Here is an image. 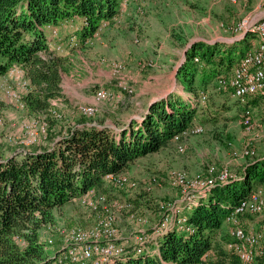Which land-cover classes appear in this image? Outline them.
<instances>
[{
  "label": "rangeland",
  "instance_id": "1",
  "mask_svg": "<svg viewBox=\"0 0 264 264\" xmlns=\"http://www.w3.org/2000/svg\"><path fill=\"white\" fill-rule=\"evenodd\" d=\"M130 2L133 3L126 13L114 17L109 24L102 22L97 39L75 51L69 63H65L67 70L62 71L61 84L63 95L51 100L52 113L59 119L54 130L60 126L65 129L84 115L79 108L81 105L96 108L93 115H84L90 117L93 124L102 123L119 131L133 121L141 120L151 103L171 94L185 97L188 92L180 80V68L186 61L187 50L196 42L224 45L222 41L227 40L228 45L239 43L235 47L236 55L240 50L245 54L255 46L257 37L249 35L246 41L241 42L249 32L236 30L237 24L243 19L264 18V13H260L264 11V0H125L124 4ZM58 44L61 48H57ZM63 44L70 49L78 46L70 47L67 41L59 40L56 49L61 50ZM239 60L227 73L218 76L216 88L212 81V84L200 88L206 91L200 92L199 96L205 102L202 103L203 109L218 101L215 97L222 90L229 92V96L223 94L230 107L224 110L217 123H207L200 133L193 130L195 125L177 133L174 140L178 152L170 145L117 173V180L105 176L116 192L119 189L114 185L146 192L147 197L157 203L156 209H149L146 205L131 207L123 199L126 194L123 191L119 192H123L122 197L116 199H106L105 195L95 192L89 196L90 201L79 197L55 209V223L41 229L42 241L49 254L56 257L62 253L73 235L83 238L75 244L80 248L89 247L90 243L104 245L113 242L124 247L125 251L131 245L138 247V236L144 233L147 243L142 248L154 253L158 236L163 232L176 224L181 226L180 229H186V224L178 219L186 217V211L200 196L206 195L207 189L216 183L238 178L247 162L264 155V107L261 108L264 94H258L262 96L260 102L257 101L260 103L258 106L252 101L260 96L237 99L230 94L227 85L220 82L231 77ZM28 89L29 81L23 71L0 77V147L29 148L44 138L43 134L49 127L45 116L29 113L14 95L16 93L21 98ZM98 89L100 95L107 97L96 98ZM101 90H107V93ZM248 114L253 118L250 125L245 122ZM247 151L252 152L247 154ZM220 174L226 175L224 179L206 189L195 186ZM118 178H126L125 183H119ZM228 215L226 222L230 231L233 224L228 221ZM254 217L245 215L242 221L244 218L253 220ZM103 218L107 224L98 225ZM95 231L101 237L98 242L94 240ZM259 246L264 247V240ZM57 248L59 250L55 253ZM205 256L208 258L210 254ZM93 261L89 259V262ZM254 262L261 260L258 257ZM254 262L243 263L240 259L237 264ZM111 263H114V258L103 261V264ZM224 264L232 263L227 261Z\"/></svg>",
  "mask_w": 264,
  "mask_h": 264
},
{
  "label": "trees",
  "instance_id": "2",
  "mask_svg": "<svg viewBox=\"0 0 264 264\" xmlns=\"http://www.w3.org/2000/svg\"><path fill=\"white\" fill-rule=\"evenodd\" d=\"M120 5V0H0V77L18 66L29 81L21 97L25 108L32 115L45 116L49 126L44 138L29 148L0 147V264H63L60 259L68 243L58 256L49 254L41 229L55 223V209L89 191L106 199L125 192L123 199L131 207L156 209L157 203L146 192L114 185L116 192L105 175L124 172L137 160L170 145L176 149L177 133L217 123L230 107L224 98L229 92L222 90L215 97L218 101L203 109L205 102L199 96L206 91L200 88L211 81L216 88L218 76L227 73L245 51L235 54L239 43L196 42L180 68V80L188 92L185 97L171 94L151 103L141 120L119 131L93 124L84 115L67 128L54 130L59 119L52 113L51 100L63 95L62 71L67 68L63 56L50 46L48 26L76 20V40L85 47L97 37L102 22L114 20ZM249 35L253 33L241 42ZM259 187H264V155L247 162L238 178L207 189L186 211V229L175 225L163 232L156 252L131 245L114 257L113 264H195L200 260L237 264L239 257L227 249L231 237L226 217ZM259 259L255 264H264V258Z\"/></svg>",
  "mask_w": 264,
  "mask_h": 264
},
{
  "label": "bare ground",
  "instance_id": "3",
  "mask_svg": "<svg viewBox=\"0 0 264 264\" xmlns=\"http://www.w3.org/2000/svg\"><path fill=\"white\" fill-rule=\"evenodd\" d=\"M249 22H251V20L250 21L248 19L241 20L237 24L238 27L236 28V30H240V31L243 30L244 32H252L253 34H255L257 37L256 44L253 48L247 50V52L242 55L237 65L233 69L231 77L226 81L220 80V82H222L224 85H227V89L229 88L231 90L232 96L237 97V98H243V97L245 98L248 96L258 95L260 93L264 94V18H258V19L253 20V24H247ZM50 27L51 26H48V28ZM75 37L74 36H71L69 38L67 37L68 39L67 43L69 46H77L79 44ZM57 48H61V44H58ZM16 67L18 66L14 65V67L10 68L7 74L17 73ZM20 71L22 70L20 69ZM123 88L125 89V87ZM101 91H104L103 93H107V90H101ZM14 95L18 103L23 107L25 104H23L22 99L16 93H14ZM263 107H264V102L261 108ZM79 108L82 111V113L87 116H91L96 112V108L93 105H91V108H87V105H81ZM245 117H246L245 122L250 125L253 122L252 115L248 114ZM193 130L196 133H200L204 130V127L202 125H195ZM251 152L252 151L250 152L247 151V154H250ZM211 170H214V168L212 167ZM116 175L118 174L109 173L105 176H107V178L109 179H113L116 177ZM225 176H226L225 174H220L216 178H209L207 181H202L201 184L195 185V186L205 187V183H207V187H209L213 183H216L218 180L219 181L223 180ZM114 180H117V179L115 178ZM124 180H126V178H118L119 183H125ZM90 195L92 194L88 193L85 196H83V200L84 199L87 200ZM102 198L105 199V196H103ZM89 206L90 205H88V207ZM263 212H264V189L257 188V190H255L249 196L242 199L238 204H236L231 209V212L228 215L227 219L228 221L232 222L233 226L229 231L231 241L227 243V248H229L235 254H237L243 263H252L256 261L258 257L264 258V247L259 246L260 242L264 240V225L262 228L256 231L247 230L242 223V216L247 213L263 214ZM105 219L104 218L101 219L97 224L98 225L99 224L102 225L104 223L107 224V221H104ZM178 220L182 223H185L186 217L179 218ZM72 232L73 231H71V233ZM107 232L106 234L109 233ZM94 234H96V236H94L96 237L94 240L96 241L99 240L100 234L97 231H95ZM86 237L89 238L88 234ZM81 239L83 238L74 237V235L71 236V239H70L71 241L68 240L67 250L62 253L60 262H62L63 264H72V263L103 264L104 260L109 259V258L110 259L114 258L115 256H118L124 252V247L122 249V246L115 244V243L113 244V251L107 252V254L103 253L102 249L97 248V243H90V245H88L89 247L83 248L84 246L83 247L81 246L80 248L76 246L75 244ZM146 239H147V236L145 233L140 235L141 245L146 243ZM78 244H81V243H78ZM141 250H142V246H141ZM91 258L94 260L92 263L89 262V259L91 260ZM195 264H203V261L200 260Z\"/></svg>",
  "mask_w": 264,
  "mask_h": 264
},
{
  "label": "crops",
  "instance_id": "4",
  "mask_svg": "<svg viewBox=\"0 0 264 264\" xmlns=\"http://www.w3.org/2000/svg\"><path fill=\"white\" fill-rule=\"evenodd\" d=\"M124 2H125V0H120L121 5H120L119 12L117 14L118 17H120L124 13H126L129 6L131 5V3H133V2H130L127 5H125ZM260 13H264V11H261ZM78 29H79V26H78V23L76 20L66 21V22H63L59 26H52V28H47V38H48V41L50 43V46L54 49V48H56L57 42H59V40H62L65 42L68 40L67 37L68 38L71 36L75 37V32ZM222 42H225V44H229V41H227V40L222 41ZM70 47H73V46H70ZM81 49H83V47H80V46H77L73 49H70V48H68V46H66V44H63V48L61 50H57V52H59L63 56V59H65V63H69L70 59H72V54L75 51H80ZM235 64H236V62H235ZM99 89H101V88H99ZM259 102H257L258 106H260ZM133 116H134V114L131 115V117H133ZM93 192L94 191H89L88 193L93 194ZM88 193H86V194H88ZM251 215L255 216L254 219L249 220V219L244 218L242 221L243 225L246 226L247 229L249 228L251 230H259L264 225V219L262 218V216H264V214H251ZM179 228H181V226H179Z\"/></svg>",
  "mask_w": 264,
  "mask_h": 264
},
{
  "label": "built area",
  "instance_id": "5",
  "mask_svg": "<svg viewBox=\"0 0 264 264\" xmlns=\"http://www.w3.org/2000/svg\"><path fill=\"white\" fill-rule=\"evenodd\" d=\"M247 24H253V19H251V22H249V23H247ZM16 72L17 73H19L20 72V68L19 67H16ZM127 87H130V86H127ZM95 95H96V98H99V99H103V98H106L107 97V95H100V93H99V89L96 91V93H95ZM87 108H91V105H87ZM218 173H219V170H218ZM233 176V175H232ZM219 181V180H218ZM217 181V182H218ZM206 187H207V183H205V189H206ZM189 194V191H188V193H187V195ZM101 238V237H100ZM138 244H139V246H143V245H141V243H140V236H138ZM103 243H97V248L98 249H102V251H103V253H105V254H107V252H111V251H113V242H108V243H106V244H104V245H102ZM122 249H123V247H122ZM79 256H81V255H79Z\"/></svg>",
  "mask_w": 264,
  "mask_h": 264
},
{
  "label": "water",
  "instance_id": "6",
  "mask_svg": "<svg viewBox=\"0 0 264 264\" xmlns=\"http://www.w3.org/2000/svg\"><path fill=\"white\" fill-rule=\"evenodd\" d=\"M246 33H244V35H245ZM158 100V99H157Z\"/></svg>",
  "mask_w": 264,
  "mask_h": 264
}]
</instances>
